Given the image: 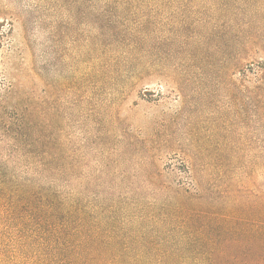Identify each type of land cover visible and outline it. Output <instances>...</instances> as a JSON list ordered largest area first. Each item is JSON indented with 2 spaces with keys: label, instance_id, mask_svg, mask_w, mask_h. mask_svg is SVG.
Here are the masks:
<instances>
[{
  "label": "rangeland",
  "instance_id": "1",
  "mask_svg": "<svg viewBox=\"0 0 264 264\" xmlns=\"http://www.w3.org/2000/svg\"><path fill=\"white\" fill-rule=\"evenodd\" d=\"M186 1L0 0L7 116L30 111L89 215L125 232L157 231L162 189H201L210 207L182 203L218 218L264 208V131L227 88L222 30Z\"/></svg>",
  "mask_w": 264,
  "mask_h": 264
},
{
  "label": "trees",
  "instance_id": "2",
  "mask_svg": "<svg viewBox=\"0 0 264 264\" xmlns=\"http://www.w3.org/2000/svg\"><path fill=\"white\" fill-rule=\"evenodd\" d=\"M186 2L206 10L222 30L227 88L242 92L264 131V62L255 74L248 62L264 54V0ZM7 100L0 98V264H264V208L253 222L218 218L208 213L201 189L198 196L162 189L163 218L153 233L139 229L143 222L125 232L112 212L89 215L69 182L74 172L63 166L62 150L53 153L47 130L30 111L19 112L17 104L9 118ZM191 198L208 207L182 203Z\"/></svg>",
  "mask_w": 264,
  "mask_h": 264
}]
</instances>
